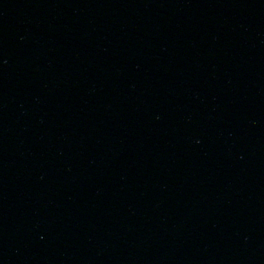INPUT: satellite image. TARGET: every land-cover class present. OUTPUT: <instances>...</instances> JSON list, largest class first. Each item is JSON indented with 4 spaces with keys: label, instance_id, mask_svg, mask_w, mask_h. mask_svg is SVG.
Returning a JSON list of instances; mask_svg holds the SVG:
<instances>
[{
    "label": "water",
    "instance_id": "95a60500",
    "mask_svg": "<svg viewBox=\"0 0 264 264\" xmlns=\"http://www.w3.org/2000/svg\"><path fill=\"white\" fill-rule=\"evenodd\" d=\"M0 264H264V0H0Z\"/></svg>",
    "mask_w": 264,
    "mask_h": 264
}]
</instances>
